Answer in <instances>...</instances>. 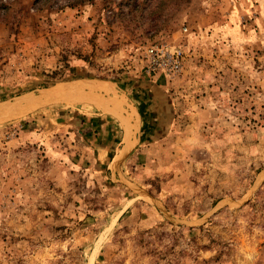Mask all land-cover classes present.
<instances>
[{
  "label": "rangeland",
  "instance_id": "obj_1",
  "mask_svg": "<svg viewBox=\"0 0 264 264\" xmlns=\"http://www.w3.org/2000/svg\"><path fill=\"white\" fill-rule=\"evenodd\" d=\"M160 43L174 77L144 69ZM62 84L116 99L132 148L117 173L93 105L7 108L0 264H264V0H0V101Z\"/></svg>",
  "mask_w": 264,
  "mask_h": 264
},
{
  "label": "water",
  "instance_id": "obj_2",
  "mask_svg": "<svg viewBox=\"0 0 264 264\" xmlns=\"http://www.w3.org/2000/svg\"><path fill=\"white\" fill-rule=\"evenodd\" d=\"M68 85L62 84V85H53L49 88H45L41 93H24L22 95H18L16 97L7 99V100H3L0 101V120L1 119H12L14 117L20 116V115H25L28 113H31L32 111L40 108V107H44V106H48V105H56V104H69V105H75V104H89V105H93L96 108L102 110V105H99V100L96 98H92V96H90L88 94V90L84 89L81 91H74L70 88L67 87ZM98 94V93H97ZM97 98H102L105 99L107 97H100L98 96ZM22 106L25 107V113H22L20 115L17 114H12V113H6V109L11 107V106ZM104 113L110 114L112 116H114L116 119H118V121L120 122V118L121 116H123L124 114L121 112L120 107L118 112H112L110 110H104ZM122 129H123V139H124V147H123V151L121 156L115 161L114 163V167L116 172L118 173L119 170V166L122 163L123 159L127 156V154L130 152L131 148H132V144H133V135H128L125 128L121 125ZM120 181H122L123 183H125L132 191H134L136 194H138L139 196L149 200L150 202H152L154 205H156L165 215V217L173 222V223H177V224H190V223H199V222H203L208 215H205L204 217L195 220V221H180V220H175L173 218H171L165 208L161 205V203L156 200L155 198H153L149 193H147L146 191L130 184L129 182H127L126 180H124L119 174H118ZM253 192V191H252ZM251 192V194H252ZM243 201L240 200H232V199H228L225 202L221 203L218 205L217 208L227 204V203H235V204H241ZM215 210V209H214Z\"/></svg>",
  "mask_w": 264,
  "mask_h": 264
},
{
  "label": "built area",
  "instance_id": "obj_3",
  "mask_svg": "<svg viewBox=\"0 0 264 264\" xmlns=\"http://www.w3.org/2000/svg\"><path fill=\"white\" fill-rule=\"evenodd\" d=\"M144 58L146 73L171 78L182 71L184 52L180 47H169L165 43L151 44L146 47Z\"/></svg>",
  "mask_w": 264,
  "mask_h": 264
},
{
  "label": "bare ground",
  "instance_id": "obj_4",
  "mask_svg": "<svg viewBox=\"0 0 264 264\" xmlns=\"http://www.w3.org/2000/svg\"><path fill=\"white\" fill-rule=\"evenodd\" d=\"M90 96H92V98H96L98 99L99 101V105L101 106L102 105V110H110L112 112H115L119 110V107L118 106V103H117V100L116 99H112L110 97H107L105 99H102V98H97L98 95H95V94H91L89 93ZM110 98V100H109ZM116 106V107H115ZM120 122L123 124V126L125 127L126 129V132L128 135H132V130H133V126H132V122H131V117L130 115L128 116L127 114H124L123 116H121L120 118Z\"/></svg>",
  "mask_w": 264,
  "mask_h": 264
},
{
  "label": "trees",
  "instance_id": "obj_5",
  "mask_svg": "<svg viewBox=\"0 0 264 264\" xmlns=\"http://www.w3.org/2000/svg\"><path fill=\"white\" fill-rule=\"evenodd\" d=\"M134 7H136V4L135 5H133ZM133 11H136V8H133V9H131L130 10V12H133ZM77 77V75H72L70 78H72V79H74V78H76ZM51 83H49L48 85H50Z\"/></svg>",
  "mask_w": 264,
  "mask_h": 264
},
{
  "label": "crops",
  "instance_id": "obj_6",
  "mask_svg": "<svg viewBox=\"0 0 264 264\" xmlns=\"http://www.w3.org/2000/svg\"><path fill=\"white\" fill-rule=\"evenodd\" d=\"M135 112V111H134ZM135 114H136V112H135Z\"/></svg>",
  "mask_w": 264,
  "mask_h": 264
}]
</instances>
